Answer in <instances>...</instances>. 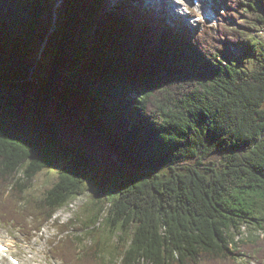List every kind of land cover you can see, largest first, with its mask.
<instances>
[{
	"label": "trees",
	"instance_id": "obj_1",
	"mask_svg": "<svg viewBox=\"0 0 264 264\" xmlns=\"http://www.w3.org/2000/svg\"><path fill=\"white\" fill-rule=\"evenodd\" d=\"M108 8L0 0V223L57 224L61 264H264V0H230L216 32ZM49 105L129 170L64 141Z\"/></svg>",
	"mask_w": 264,
	"mask_h": 264
},
{
	"label": "rangeland",
	"instance_id": "obj_2",
	"mask_svg": "<svg viewBox=\"0 0 264 264\" xmlns=\"http://www.w3.org/2000/svg\"><path fill=\"white\" fill-rule=\"evenodd\" d=\"M142 1L145 3V5L148 2H151L150 0ZM159 1L160 0H152V3H150L152 5H149V8H153L155 11L160 10V12L162 13L163 10L160 9L162 5V0L161 4ZM192 1L193 0H183V2L181 3V5H183L185 8L187 17L184 14H179L178 11L171 10L168 8V13H165L168 20L171 21L172 19H176L191 30H194L195 28H204L205 25H207L208 27H211L214 32H216L221 19L226 23L231 22L230 19L226 18L227 15H224V11L227 10L230 0H205L200 1L198 5H195ZM242 1L248 2V0ZM118 4L119 0H108V9H115ZM168 5L174 9L176 8L175 2L172 3V5L171 3H169ZM212 5L215 11L213 10V13L208 16L207 10H209L210 6ZM225 7L226 9L223 10ZM164 9L166 11V7ZM232 25L234 27H238V24L236 23L235 19L232 20ZM256 37L264 39V28L261 32H256ZM226 52L230 57L238 60L243 59L245 53L242 48L233 45L230 46V49ZM47 108L48 116L58 122L60 134L64 141L71 143L75 146H79L83 150L88 152V154L97 157L101 163L102 169L105 171H113L121 174L129 170L128 166L117 160L115 156L112 155L111 160L109 158L111 153L108 152L105 145L97 141L93 135H90L87 138L82 137L71 122H69L62 116L55 115L53 105H49ZM53 176L54 174H42L36 177V190L38 193H40L41 190H44L45 186L49 183L48 181L51 180ZM92 192L93 191H90L87 195L77 199L73 204L62 208L56 214V217L61 221L59 224L70 223L71 220L75 221L78 216H81L84 212V205L87 200L91 198ZM13 224L14 223L4 226L0 223V237L8 240L11 245L12 252L14 254H17L20 259H22L24 264H61L59 261L52 258V254L50 252V241H52L61 233L57 224H47L43 228L42 232L32 233V236H28L27 232H21L20 230L15 229ZM78 224L80 223L76 222V226ZM72 231H74L73 234L77 233L74 229ZM258 235L260 236L258 240L264 239V233L260 232L258 233ZM30 238L32 240H29ZM241 240L242 237L238 236V244H241ZM241 245H243V243ZM243 250L244 248L241 247L240 251L244 252ZM1 264L3 263L1 262ZM4 264H10V262L7 261Z\"/></svg>",
	"mask_w": 264,
	"mask_h": 264
},
{
	"label": "bare ground",
	"instance_id": "obj_3",
	"mask_svg": "<svg viewBox=\"0 0 264 264\" xmlns=\"http://www.w3.org/2000/svg\"><path fill=\"white\" fill-rule=\"evenodd\" d=\"M151 2L150 3H152V0H150ZM175 1H173V0H163V2H162V4L164 3V5H166V11L168 12V8L169 9H171V10H175V11H178V13L179 14H184L186 17H187V15H186V12H185V8H184V6H182L181 5V2H182V0H178V2L179 3H177V2H175V5H176V8L174 9V8H172L171 6H169L168 4L169 3H171V5H172V3H174ZM183 8H184V10H183ZM190 8V7H189ZM214 7H213V5L212 6H210V15H211V13H213V9ZM193 10H194V8H193ZM215 11V10H214ZM241 232V231H240ZM238 234V233H237ZM240 234V233H239ZM238 238V237H237ZM234 240V239H233ZM249 241V240H248ZM243 242V241H242ZM240 244V243H239ZM241 245V244H240ZM236 247V246H235ZM241 249V248H240ZM2 260H3V258H2V256H0V264H1V262H2ZM24 263V262H23Z\"/></svg>",
	"mask_w": 264,
	"mask_h": 264
}]
</instances>
